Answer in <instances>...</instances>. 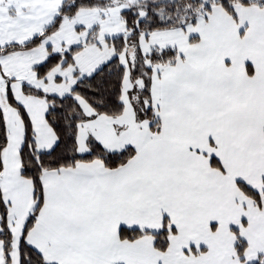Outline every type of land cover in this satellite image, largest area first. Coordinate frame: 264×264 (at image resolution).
<instances>
[{
	"label": "snow or ice",
	"instance_id": "6c2138e0",
	"mask_svg": "<svg viewBox=\"0 0 264 264\" xmlns=\"http://www.w3.org/2000/svg\"><path fill=\"white\" fill-rule=\"evenodd\" d=\"M0 264H264V0H0Z\"/></svg>",
	"mask_w": 264,
	"mask_h": 264
}]
</instances>
